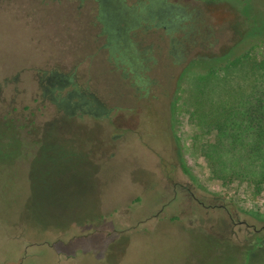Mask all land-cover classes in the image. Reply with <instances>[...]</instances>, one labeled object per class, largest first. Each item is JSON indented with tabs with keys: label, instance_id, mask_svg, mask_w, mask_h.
I'll list each match as a JSON object with an SVG mask.
<instances>
[{
	"label": "rangeland",
	"instance_id": "374dc122",
	"mask_svg": "<svg viewBox=\"0 0 264 264\" xmlns=\"http://www.w3.org/2000/svg\"><path fill=\"white\" fill-rule=\"evenodd\" d=\"M252 33L264 0H0V264H264V184L190 115Z\"/></svg>",
	"mask_w": 264,
	"mask_h": 264
},
{
	"label": "trees",
	"instance_id": "16d2710c",
	"mask_svg": "<svg viewBox=\"0 0 264 264\" xmlns=\"http://www.w3.org/2000/svg\"><path fill=\"white\" fill-rule=\"evenodd\" d=\"M259 36H242L228 55L202 68L207 74L190 114L203 134L213 136L201 149L211 175L245 182L254 197L264 184V62L250 57ZM3 164L6 171L12 167Z\"/></svg>",
	"mask_w": 264,
	"mask_h": 264
},
{
	"label": "flooded vegetation",
	"instance_id": "af4514ba",
	"mask_svg": "<svg viewBox=\"0 0 264 264\" xmlns=\"http://www.w3.org/2000/svg\"><path fill=\"white\" fill-rule=\"evenodd\" d=\"M46 80H47V83H49L51 87L54 85L53 83L60 84L61 86H63L65 84L64 80H60V79L56 78V76L54 74H52L51 76L47 77ZM69 98H71V95H69ZM83 104H85V103L83 102ZM69 109L72 110V108H69Z\"/></svg>",
	"mask_w": 264,
	"mask_h": 264
}]
</instances>
